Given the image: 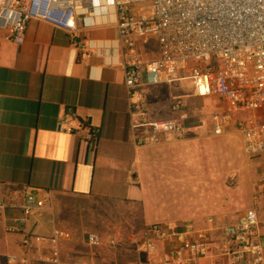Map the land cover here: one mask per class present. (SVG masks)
<instances>
[{"label": "crops", "instance_id": "crops-1", "mask_svg": "<svg viewBox=\"0 0 264 264\" xmlns=\"http://www.w3.org/2000/svg\"><path fill=\"white\" fill-rule=\"evenodd\" d=\"M96 13L78 21L73 32L31 20L20 46L0 35V264H153L168 242H159L151 254L139 251L148 227L186 221L214 229L213 255L223 240L215 227L235 223L249 209H256L264 231V157L247 158L249 201L241 208L229 198L243 193L238 178L227 173L217 139L224 130L214 134L187 110L184 137L134 143L125 68L156 58L158 47L138 38L129 51L120 44L113 8L97 7ZM140 92L155 119L176 117L170 108L177 96L186 108L188 98H197L229 114L222 99L192 95L187 80ZM230 117L224 129L237 131ZM80 122L96 129L94 140L87 130H65ZM28 195L43 206L24 211ZM122 225L127 233L118 240ZM89 234L99 236V246L90 245Z\"/></svg>", "mask_w": 264, "mask_h": 264}, {"label": "built area", "instance_id": "built-area-1", "mask_svg": "<svg viewBox=\"0 0 264 264\" xmlns=\"http://www.w3.org/2000/svg\"><path fill=\"white\" fill-rule=\"evenodd\" d=\"M108 6L113 8L123 47L133 51L138 38L158 47L156 58L125 68L129 127L137 146L159 144L170 135L184 137L189 120L181 96L172 99L175 118H151L140 90L188 80L195 97L216 96L227 104L229 114H212L213 133L221 134L232 116L245 156L252 161L264 157V0H0V35L20 46L34 19L73 32L78 21L94 18L97 7ZM240 113L256 116H235ZM65 130H87L92 140L97 132L85 122ZM260 178L264 180V166ZM43 204L28 195L22 209ZM206 221L212 225L214 220L208 217ZM215 228L221 230L223 240L213 255L210 236L214 229L192 221L150 225L138 250L154 253L158 243L166 240L163 257L153 264H198L213 256L221 259L211 264H264V231L256 209L247 210L235 223ZM88 241L100 245L96 234H89ZM108 244L113 246L114 239ZM7 260L15 261V257Z\"/></svg>", "mask_w": 264, "mask_h": 264}, {"label": "rangeland", "instance_id": "rangeland-1", "mask_svg": "<svg viewBox=\"0 0 264 264\" xmlns=\"http://www.w3.org/2000/svg\"><path fill=\"white\" fill-rule=\"evenodd\" d=\"M186 74V72H183ZM188 81V80H187ZM191 83V82H190ZM192 84V83H191ZM220 105H215L208 100L203 101L197 98H188L187 110L191 112L198 121L202 122L204 127H209L211 130L212 126V113L215 110H221ZM193 122V119H191ZM188 123V121H187ZM224 132L218 136V140L221 142L223 156L227 159V173L230 177H237L239 180V187L241 188L242 196H235L231 194V199H237L236 204L241 208L246 206L249 201V197L246 195V181H247V165L248 159L243 153L242 142L239 132L233 130L231 127L225 126ZM243 190V191H242ZM117 239L123 240L124 235L127 233L125 225L117 228ZM135 245V244H134ZM141 247V246H140Z\"/></svg>", "mask_w": 264, "mask_h": 264}, {"label": "trees", "instance_id": "trees-1", "mask_svg": "<svg viewBox=\"0 0 264 264\" xmlns=\"http://www.w3.org/2000/svg\"><path fill=\"white\" fill-rule=\"evenodd\" d=\"M118 232V231H117ZM127 232V231H126Z\"/></svg>", "mask_w": 264, "mask_h": 264}]
</instances>
